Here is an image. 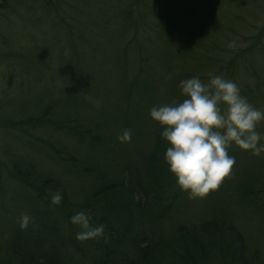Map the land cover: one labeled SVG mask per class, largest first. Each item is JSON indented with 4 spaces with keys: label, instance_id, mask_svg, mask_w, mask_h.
Here are the masks:
<instances>
[{
    "label": "trees",
    "instance_id": "trees-1",
    "mask_svg": "<svg viewBox=\"0 0 264 264\" xmlns=\"http://www.w3.org/2000/svg\"><path fill=\"white\" fill-rule=\"evenodd\" d=\"M9 1L0 0V8L8 9ZM163 2L15 1L20 19L36 24L17 26L26 29L23 34L33 35L29 40L0 39L4 84L14 76L6 75L12 67L19 68L29 83L16 105V95L4 89L0 94V198L5 204L0 206V264H264L253 235H244L222 206L228 196L218 199L221 187L204 198H189L165 161L170 145L161 135L163 128L145 121L152 107L185 99L179 87L182 80L198 76L207 83L212 62L219 66L214 75L222 74L224 63L197 54L193 61L186 59L177 43L183 41L178 35L188 32L182 12L189 9L175 10L173 3ZM112 8L113 14L107 16ZM151 20L160 22L153 26L155 35L158 27L165 35L168 25H173L179 39H165L173 47L157 44L144 55L141 51L148 45L132 41L133 50L126 46L130 40L121 43L129 33L144 34ZM52 21L62 28V35L45 30L44 24ZM101 32L111 40L102 50L107 54L102 55L105 65L95 52L101 49L96 41ZM259 33L263 38L264 31ZM4 35L2 31L1 38ZM55 51L58 55L53 57ZM132 51H138V57ZM256 51L260 53L262 47ZM242 52L248 57L251 50ZM155 59L162 61L163 73L153 68ZM257 60L251 59L253 64ZM52 61L67 63L51 69ZM131 65L132 73L126 77ZM110 81L116 88L113 94ZM246 82H240V90L245 91L250 81ZM87 93L92 97L87 98ZM254 100L251 103L258 104ZM145 125L148 130H143ZM118 127L131 129L130 142L118 140L122 133ZM8 139L26 152L13 151ZM243 152L239 148L234 153ZM246 162L241 174L234 172L236 199L240 195L264 221V152L250 155ZM56 192L63 197L58 206L51 204ZM192 207L198 213L179 222L176 214ZM79 211L86 212L93 225L104 226L101 237L76 239L81 229L71 217ZM22 214L33 218L25 230L19 224ZM62 250L73 254L75 261H65Z\"/></svg>",
    "mask_w": 264,
    "mask_h": 264
},
{
    "label": "rangeland",
    "instance_id": "rangeland-1",
    "mask_svg": "<svg viewBox=\"0 0 264 264\" xmlns=\"http://www.w3.org/2000/svg\"><path fill=\"white\" fill-rule=\"evenodd\" d=\"M15 1L17 0L9 1L8 9L0 8V13L3 15V18H0V33L3 31L7 35H4V38H1L0 36V39L6 40L9 43L11 39L19 40L20 42L22 39L29 40L33 37L30 32H26L25 34H23L26 29H17V26L20 23L21 25L28 24L30 26L34 25V23L36 24V22L32 19L31 23H26V19H20L19 14L16 13L18 7ZM165 3H173L175 10H181L183 6L186 7L184 9H189L188 11L183 10L182 12L183 15L187 16L188 32L186 34L180 33L178 36L181 37L183 41L180 39L182 41V44L177 43L178 46L182 47V52L184 54H187L185 55L186 59L191 61L195 60V54L199 56L206 55L209 58L213 59L217 58L220 62V59H222V62L224 63L221 64V73L226 75L228 80L231 79V81L236 83L238 87L242 85L240 84V82L246 84V81H250L245 91L240 90V93L254 107L264 109L262 105L261 107H259V105L261 104L260 102H264V55L262 54L264 48V37L262 38V35L259 33L264 31V0H164L163 4ZM186 3H188L189 5ZM21 11L24 12L25 9H22ZM112 14L113 8L108 10L107 16ZM190 17L192 18V21H190ZM156 22L158 21L156 20ZM159 23L160 22L153 23V21L151 20L150 25H148L147 29L143 31L144 34L136 35V33H129L128 37L125 38L127 40L125 41L123 39L121 43L125 44L130 40V42H128L126 46L133 50H135V47L132 41L138 43L139 46L143 45L144 47V44L148 45V49L141 51L144 55H146L145 53L147 51L152 52V47H155L157 44L160 45L161 43H167L168 48L173 47L172 44H170V42L166 41L165 39L169 38L172 40V42H174L173 37H175V40L177 41V39L179 38L176 37V29L174 30L173 25L169 24V33L165 32L166 34L164 35L161 33L162 31L158 29L160 27H158L157 34L155 35V33L153 32V26H157V24ZM52 24L54 25V22L51 23V25L44 24L45 30H47L49 33L62 35V28L60 26H53ZM36 28L42 30L44 27L42 25H37ZM160 29L162 30V28ZM193 30H195L197 34H193L191 36ZM42 36L43 34L41 35L40 39H42ZM108 40L110 39L104 37L102 32L96 39V41L100 43L98 47H101V49L98 48L95 52L97 54L98 60L101 61L103 65L107 63V60L103 57L107 54L102 53V50L104 48V44L109 43ZM232 42H235V47H229L230 43ZM256 42H258L257 46ZM259 47H262V51L260 53H257L256 49H259ZM225 48L230 49V51L226 52V54L221 52L225 50ZM245 48H249L251 50V54L247 52L249 53L248 57L244 55L246 53L242 54V49ZM112 49H114V47H112ZM65 51L69 52L67 49H65ZM132 52H134L138 57V51ZM115 54H117V52H115ZM57 55L58 52L55 51L53 57H56ZM244 57L249 58V61H246V58L244 59ZM136 59L134 58V62L136 61ZM251 59H254V62L258 59L257 61L259 62L253 64L254 62H252ZM245 62L247 64H245ZM64 63L56 62V64H54V61H52L50 68L53 69L55 66ZM153 63L154 64H152V66L154 69H156L157 71H161V73L165 71V67H163V63L161 60L155 59ZM217 66V63L213 61L210 67H208L207 71L212 74H218L216 73L217 70L214 69L217 68ZM249 66L251 67L249 68ZM126 70L127 71L125 72V75L126 77H129L132 73V65L129 66ZM9 73H14V76L10 80V82L6 84H4L3 78L0 75V94L4 89L9 92L10 95H16L14 99V103L16 105V103H20V100L22 99L23 94L26 90L25 88L28 87L29 83L27 82V80L25 81V78L19 68L16 69L12 67L9 71L6 72V75H8ZM249 76L250 78L253 77V79H249ZM112 80L113 83L116 82V79L113 78ZM21 81L22 83H20ZM113 83L112 81H110L109 84V89L112 91V94L113 92H116V88ZM86 95L87 98L92 97L91 93H87ZM255 98L256 100H254ZM156 99L159 98L156 97ZM258 99L262 101L257 102ZM253 100L258 104L255 105L254 103H251V101L253 102ZM98 102L99 100H97L95 103ZM137 105H143L144 107L147 106L144 103H137ZM149 119L151 121H154L151 118L150 114L146 117L145 121ZM116 122H120V119ZM142 128L143 130L145 128L146 130H148V127L146 125ZM125 129V127H118L117 131L122 130L121 132L123 133V130ZM256 130L260 133H264V120L258 122ZM8 142L13 146V151H19L21 153L26 152V149L22 148L20 144H16L12 139H8ZM130 147H132V145ZM238 149L239 148L236 147L235 143H233L228 150L229 155L235 157V164L232 169V174L229 177H226L220 185L221 194L219 195L221 196L218 197V199L221 201L222 196H228V198H223L225 204H223L222 206L228 211L231 221L243 230L244 235H253L255 241L254 244H256V248L260 247V256H262V260L264 261V227H262L264 226V221L259 219L261 215L254 213L248 208L240 195L239 198L236 199L237 187L234 184V172L236 170V173L238 171L239 174H241L239 169L248 166V162L246 161L248 160L249 156L252 155L251 150H243L244 152L242 153V155H237L234 152ZM243 156L244 158L242 159ZM11 185L7 187L8 191L11 189ZM184 193L189 194L187 191H184ZM3 205H5L4 199L1 197L0 206ZM19 205L20 204H18V206ZM164 208H162V211L165 212ZM197 209L198 208L192 207L189 210L186 209L184 212L179 211V214H176V216L180 220L179 222H185L188 219L190 220L191 216H194V214L198 213ZM209 211L210 209L208 210L207 214L209 213ZM199 212L202 213L201 210ZM262 214L264 215V213ZM61 255L62 258L69 263L75 261L76 259L73 254L67 252L66 250H62ZM213 263L214 262L210 261L209 264Z\"/></svg>",
    "mask_w": 264,
    "mask_h": 264
},
{
    "label": "clouds",
    "instance_id": "clouds-1",
    "mask_svg": "<svg viewBox=\"0 0 264 264\" xmlns=\"http://www.w3.org/2000/svg\"><path fill=\"white\" fill-rule=\"evenodd\" d=\"M179 87L185 99L154 106L150 116L163 128L161 135L170 145L164 158L177 184L190 198H204L232 174L235 157L228 150L233 143L255 156L264 152V133L256 130L264 120V109L250 104L238 85L222 75L209 73L207 83L198 76L184 79ZM118 140L130 142L131 129L123 130ZM62 202L60 192L52 195V205ZM32 222L29 214H22L20 228L25 230ZM71 222L81 229L78 240L97 239L104 233V226L93 225L84 211L76 212Z\"/></svg>",
    "mask_w": 264,
    "mask_h": 264
}]
</instances>
